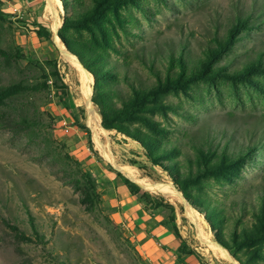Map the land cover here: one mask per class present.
<instances>
[{
	"label": "rangeland",
	"instance_id": "1",
	"mask_svg": "<svg viewBox=\"0 0 264 264\" xmlns=\"http://www.w3.org/2000/svg\"><path fill=\"white\" fill-rule=\"evenodd\" d=\"M56 1L62 60L0 0V264H147L102 171L202 264H264V0Z\"/></svg>",
	"mask_w": 264,
	"mask_h": 264
},
{
	"label": "crops",
	"instance_id": "2",
	"mask_svg": "<svg viewBox=\"0 0 264 264\" xmlns=\"http://www.w3.org/2000/svg\"><path fill=\"white\" fill-rule=\"evenodd\" d=\"M1 1L4 5L10 3L17 8L12 16L16 19L15 25L22 31L17 37L20 42L34 43L36 41V46H42L41 48H44L46 43L49 47L41 51L44 56L51 59H63L61 55L64 53L60 51L59 45H57L59 40L57 39L56 42V34L60 23L58 15L60 7L56 5V0ZM8 9L10 10V8ZM38 30L47 33L48 37L38 33ZM58 70L60 73L63 72L61 68H58ZM62 81L66 82L64 78H62ZM65 88L67 99L58 103L55 116L59 126L62 125L60 133L67 137L68 144L70 142L69 146L73 152L76 151L78 145L87 140V137L91 139V135L89 136L88 133L91 127L87 119L84 122L86 129L78 123L76 124L80 116L76 112L79 104L70 96L69 86ZM79 95L84 103L80 89ZM102 172L106 197L111 198V201L116 203L122 215L121 217L128 225L127 228H129L130 234L133 236L147 264H202V261L193 252L180 250L181 240L176 234L174 226L169 222L168 213L165 209L159 207L147 208L144 203L137 199L136 195L130 192L125 182L126 177L110 174L109 171Z\"/></svg>",
	"mask_w": 264,
	"mask_h": 264
},
{
	"label": "trees",
	"instance_id": "3",
	"mask_svg": "<svg viewBox=\"0 0 264 264\" xmlns=\"http://www.w3.org/2000/svg\"><path fill=\"white\" fill-rule=\"evenodd\" d=\"M65 23L63 22L62 23V26L64 25ZM240 26L241 25H238L237 27H236V31H238L239 29H240ZM38 33H40V34H43L45 37H48V34L47 33H42V31L41 30H38L37 31ZM57 45H59V49H60V51H62L63 52V49H62V45H61V43L60 42H58V44ZM90 71H92V70H90ZM0 97H1V93H0ZM102 123H103V125H104V127L106 128V129H110V128H113L114 126H112V125H110V124H108L107 122H106V120H105V117L102 115ZM81 126H83V125H81ZM89 142L91 143V140H89ZM125 182H126V184L128 185V187H129V184H131V181L130 180H128V179H125ZM138 187V186H137ZM129 189H130V187H129ZM132 194H134V195H136L137 196V194H136V192L135 191H130ZM152 208H154V207H152ZM174 230H175V232H176V234L178 235V237L180 238V240H181V244H180V250H183V251H185V248L187 247L186 246V241H185V239H183L181 236H180V234H179V231L174 227ZM188 248V247H187ZM190 250V249H189ZM186 252V251H185Z\"/></svg>",
	"mask_w": 264,
	"mask_h": 264
},
{
	"label": "built area",
	"instance_id": "4",
	"mask_svg": "<svg viewBox=\"0 0 264 264\" xmlns=\"http://www.w3.org/2000/svg\"><path fill=\"white\" fill-rule=\"evenodd\" d=\"M7 7L11 9L12 12H16L17 8L13 7V5H11L10 3H7ZM65 131H67V129H65Z\"/></svg>",
	"mask_w": 264,
	"mask_h": 264
},
{
	"label": "water",
	"instance_id": "5",
	"mask_svg": "<svg viewBox=\"0 0 264 264\" xmlns=\"http://www.w3.org/2000/svg\"><path fill=\"white\" fill-rule=\"evenodd\" d=\"M90 102V101H89Z\"/></svg>",
	"mask_w": 264,
	"mask_h": 264
}]
</instances>
